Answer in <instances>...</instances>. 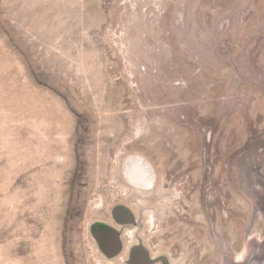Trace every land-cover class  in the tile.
<instances>
[{
  "label": "rangeland",
  "instance_id": "1",
  "mask_svg": "<svg viewBox=\"0 0 264 264\" xmlns=\"http://www.w3.org/2000/svg\"><path fill=\"white\" fill-rule=\"evenodd\" d=\"M118 203L179 264L264 261V0H0V264H116Z\"/></svg>",
  "mask_w": 264,
  "mask_h": 264
},
{
  "label": "flooded vegetation",
  "instance_id": "2",
  "mask_svg": "<svg viewBox=\"0 0 264 264\" xmlns=\"http://www.w3.org/2000/svg\"><path fill=\"white\" fill-rule=\"evenodd\" d=\"M116 205L111 207L109 218L96 219L106 222L111 227L103 224L93 228L98 236V242L95 241L100 252L102 249L106 254L114 255L111 258L116 259V264H179L175 256L178 253L177 249L171 251L168 246L159 250L155 249L152 244L147 243L140 236L141 220L139 215L129 208L131 215L126 218L124 209L116 210ZM113 231H117L118 237H120V246L114 253H112L114 251L112 246Z\"/></svg>",
  "mask_w": 264,
  "mask_h": 264
},
{
  "label": "water",
  "instance_id": "3",
  "mask_svg": "<svg viewBox=\"0 0 264 264\" xmlns=\"http://www.w3.org/2000/svg\"><path fill=\"white\" fill-rule=\"evenodd\" d=\"M129 160H131L130 162L131 163H135V158H130ZM118 208H123L124 209V215H125V217L126 218H128L130 215H131V212H130V209H129V207L128 206H126V205H124V204H117L116 205V210L118 209ZM106 225V226H108L109 228H111L106 222H104V221H102V220H94L91 224H90V233H91V235L94 237V239L98 242V239H97V235H96V233H95V231H94V227L95 226H98V225ZM114 230V229H113ZM113 237H114V239H113V241L114 242H112V246L114 247V251H112V253H114V252H116L117 250H118V248H119V246H120V237H118V233H117V231H113ZM99 248L101 249V247H100V245H99ZM101 252L106 256V257H108V258H111V257H113L114 255H110V254H106L102 249H101ZM264 260V259H263ZM246 264H264V261H262V263L261 262H255L250 256L248 257V259H247V262H246Z\"/></svg>",
  "mask_w": 264,
  "mask_h": 264
}]
</instances>
